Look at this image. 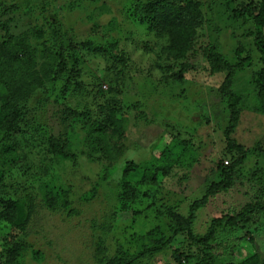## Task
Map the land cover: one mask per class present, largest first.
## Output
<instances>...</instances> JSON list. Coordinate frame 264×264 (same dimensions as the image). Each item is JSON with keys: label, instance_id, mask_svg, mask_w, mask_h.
Masks as SVG:
<instances>
[{"label": "trees", "instance_id": "obj_1", "mask_svg": "<svg viewBox=\"0 0 264 264\" xmlns=\"http://www.w3.org/2000/svg\"><path fill=\"white\" fill-rule=\"evenodd\" d=\"M47 1L54 2L51 8H55V13L43 8L42 22L37 26L28 11L26 21L31 29L28 34L12 31L10 19L0 23L4 31L0 36V260L20 234L31 233V222L43 207L37 200L34 183L39 181L45 183V186L50 185L49 179L57 177V173L51 172V169L55 170L58 166L55 159L47 162V170L42 173L35 171L34 174L25 155L10 158L9 154L15 152L18 135L27 130L46 132L45 145L55 158L71 159L75 163L77 157L72 147L70 150V134L80 129L86 138L83 150L88 148L89 156L100 152L102 156L96 160L103 159L106 170L116 169V163L121 162L128 151L129 141L137 146L139 139L147 140L138 131L131 138L128 128L129 112H134L135 122L149 119L143 99L127 105L124 87H109L106 91L102 85L116 76V70L121 73L127 68L131 57L124 49L123 40L133 37L136 32L126 30V26L123 28L120 22L116 23L111 18L106 20L105 13L98 11L97 5L101 0H87L94 4L91 5L94 10L87 15L88 20L94 21L89 32L62 25L61 15L57 13L61 6L57 5V0ZM235 1L230 0L228 3ZM239 4L234 9L238 10L244 20L249 19L255 25L253 44L261 63V67L248 82L239 78L252 65L254 55L243 43H239L236 49V60H230L218 52L212 43L200 44L206 37L202 30L211 13V5L207 2L128 0L126 3V9L130 11L126 20L144 26L145 35L151 36L150 45L159 47L158 54L165 60L159 66L166 74V81L171 79L170 83L177 82L194 89V82H198L190 77L192 72H206L210 77H216L220 83L216 91L225 107L228 121L224 130L226 147L215 168L214 174L217 176L205 181L202 194L199 195L202 191L199 192V187L193 190L194 194L185 193L182 197V202L186 203L184 209L181 200L168 203L162 200L161 194L164 179L172 175L178 166H184L187 170L200 161L194 133L171 130L173 137L170 144L163 147L158 157L152 159V165V160L148 158L142 162L125 160L122 177L116 184L118 209L127 212L135 223L142 219L145 227L150 224L153 229L145 235L133 234L132 239L134 237L136 245L124 248V257L110 260L107 264H134L148 255L155 256L175 241L183 243L186 239L191 242L188 243L189 247L195 244L197 248L194 251H176L173 255L176 264H192L195 259L194 264H217L221 254L230 253L234 246L231 243L240 234L248 233L253 238L262 231L264 165L256 168L254 173L238 178L242 174V166L251 155L243 144L235 140L234 133L242 111L256 109L264 113V0H247ZM11 10L19 11L20 6L15 3L7 8V12ZM57 28L62 29V32L58 33ZM89 55L106 57L103 78L96 76L92 78L91 84L85 79ZM200 59H203L202 65H198ZM111 69L115 70L112 72ZM204 77L202 75L201 80ZM185 87L183 93L176 94V97L185 96ZM38 94L45 97L41 95L34 101ZM81 96L88 98L87 105L72 106L71 97L77 100ZM200 102L203 101L193 102L188 109L194 106L195 110L199 109ZM43 105L47 109H42ZM38 110L43 113H36ZM50 110L51 116L48 114L44 117L46 111ZM173 111L167 115L172 116ZM181 111L175 110V114ZM204 117L209 122L210 118ZM198 124L204 125L205 122ZM170 125L168 123L167 128ZM257 149L264 154L262 144ZM256 164L259 165V162ZM103 172L101 170L99 174L105 184L109 174ZM136 172L141 175L140 181L131 178ZM48 175L49 178H45ZM186 179L187 175H183L182 180ZM100 183L95 185L92 196L86 194L84 199H92L102 186ZM242 187L245 188L243 197L237 196L236 193L242 194ZM40 195L43 199L42 193ZM213 205L214 209L220 207L222 210L213 213L204 232H197L196 224L201 210ZM73 213L76 214L75 209ZM114 218L117 219L114 216L107 225H101L104 235L98 236L95 243V256L101 262L108 259L106 239L118 228ZM237 247H241L240 244L235 245L234 251ZM237 256V264H264V255L260 252L253 251L245 255L238 253Z\"/></svg>", "mask_w": 264, "mask_h": 264}, {"label": "rangeland", "instance_id": "obj_2", "mask_svg": "<svg viewBox=\"0 0 264 264\" xmlns=\"http://www.w3.org/2000/svg\"><path fill=\"white\" fill-rule=\"evenodd\" d=\"M202 1L211 5V13H209L210 17H207L208 21L202 30L206 37L202 39L200 44L212 43L216 45L218 52L224 54L230 60H236V49L239 43H243L246 49L254 55L252 65L241 73L239 78V80L248 82V79L252 78L253 74L261 67V63L253 44L256 33L255 25L249 19L244 20L239 15L238 10L234 9V6H239L240 2L247 0H236L233 3H228L230 0ZM127 2L128 0H101L98 3L99 6L97 5L98 11L105 13L104 18L106 20L111 18L116 23L120 22L123 28L126 26V30L136 32L133 37L123 40L124 49L131 57L127 68H124L121 73L116 70V76H112V79L106 82L107 85L105 83L102 85L106 91L109 87L113 89L117 86L124 87L127 92L125 98L127 105L143 99L146 103L145 110L149 114V119L135 122L134 112H129L128 128L131 132V138L135 135L134 132L138 131L147 140L139 139L140 142L137 146L134 142L129 141L128 151L121 162L116 163V169L109 168L106 170V162L103 159L96 160L101 158L102 154L100 152H95L94 156H89L87 154L89 152L88 148L83 150L86 146V138L84 131L80 129L70 134V150L72 147L77 157L75 163L71 159L55 158L52 151L45 145L47 144L44 142L46 132H33L26 129V132L24 131L22 135H18L16 137L15 152L9 154L10 158L25 155L28 160L27 163L33 168L34 174L35 171L42 173L47 170V162L55 159L58 166L55 168L56 171L51 169V172L57 173V177L49 179L50 185L45 186V183L39 181L34 183L35 191L38 194L37 200L41 202V205L43 204V207L39 209L31 222L29 228L31 233L20 234L16 240L17 245L15 242L7 248L5 257L0 260V264H107L110 260L116 261L124 257V248L127 249L132 244L136 245L132 235H145L153 228L150 224L145 227V221L143 222L142 219L135 223L127 212L118 209V188H116V184L122 177V166L125 164L126 159L142 162L146 158L152 160L154 157H158L163 147H166L171 141L172 132L174 131L194 133L200 161L193 168L187 170L184 166H178L172 175L164 179L162 200L168 203L181 200L184 209L186 203L182 202V197L185 193L194 194L193 190L198 187L200 192L208 178L212 180L217 176L214 173L217 161L222 155L224 147H226L224 130L228 121L227 112L216 91L217 86L220 84L218 79L210 77L206 72L201 74L198 71L190 74V77L195 78L198 82H194V89L177 82L170 83L172 82L171 79L167 82L165 79L166 74L159 66L165 62L164 58L158 54L159 47L150 45L151 36L145 35L146 29L144 26L126 20L127 17L129 18L130 12L126 9ZM15 3L20 6V10L7 12V8ZM56 3L61 6L57 13L61 15L60 19L62 21L60 23L62 25L89 32V27L92 26L94 21L88 20L87 15L94 10L91 7L94 4L87 0H57ZM53 4L54 2L48 3L47 0H0V23L10 19L12 20L10 23L12 31L28 34L31 29L27 26V12H30L29 15L32 17V21L38 26L42 22L43 14L41 13H44L43 8L55 13V8H51ZM62 29L57 28L58 33L62 32ZM3 32V29L0 28V36ZM23 36L24 34L21 35V37ZM147 44L150 46L148 47ZM87 57L89 67L85 79L91 84L92 78L104 76L106 57L103 55H89ZM202 61L203 59H200L198 65H202ZM120 68L118 67V69ZM114 70L111 69L110 71L113 72ZM202 75L205 76L203 80H201ZM184 87L186 90L185 96L182 98L176 97V94L183 93ZM41 95H36L34 101H37V97H41ZM42 97L45 96L42 95ZM86 99L88 100L84 96L77 100L71 97V105L84 107L87 105ZM197 100L203 101L199 104L200 108L195 110L196 107L194 106L191 110L188 109ZM42 109L47 108L43 105ZM172 110H174L172 116H168L167 114H170L169 112ZM175 110L183 111L177 115ZM41 111L38 110L36 113H43ZM48 114L51 116V110L46 111L44 117ZM204 115L210 118L209 122L206 121ZM148 121L151 122L147 123ZM203 122H205L204 125L198 124ZM168 123H171V125L167 128ZM195 129L198 130L195 131ZM234 138L238 143L243 144L251 155L242 166V174L238 178H241L242 175L246 177L254 173L256 168L264 165L263 151L256 150V147L260 144H262V150H264V113L256 111V109L242 111ZM153 147L157 149L153 150ZM257 161L259 165L256 164ZM152 164L153 160L151 161ZM101 170L109 174L105 184L99 174ZM183 175H187L186 180H182ZM45 178H49V175ZM131 178L140 181L141 175L136 172ZM8 179L10 178L8 177ZM101 181L103 183H100ZM99 183L102 186L98 188L94 197L89 200L84 199L86 194L92 196L95 192V185ZM60 190L63 192H60ZM240 192L242 194L236 193V195L243 197L245 188L242 187ZM202 193L203 190L199 195ZM16 195L19 196V193H16ZM42 200L45 201L42 202ZM214 207L213 205L201 210L196 224L197 232H204L205 226L213 217V213L222 210L220 207L219 209H214ZM74 209L76 214H71ZM114 216L117 217V219H114L118 224V228L112 231L106 239L108 259L101 262L95 256V243L98 236L104 235V228L101 225H107ZM253 238L248 233L240 234L234 240L235 242L231 243L234 246L230 253L221 254L217 264H237L238 253L245 255L248 252L255 251L264 255V225L262 231ZM189 242L188 239L183 243L175 241L155 256L148 255L134 264H176L173 258L176 251L196 250L197 246L192 244L189 247ZM237 244H240L241 247H237L234 251ZM135 248L131 249L136 251ZM194 261L196 259L192 260V264L195 263ZM183 264L191 263L184 262Z\"/></svg>", "mask_w": 264, "mask_h": 264}, {"label": "built area", "instance_id": "obj_3", "mask_svg": "<svg viewBox=\"0 0 264 264\" xmlns=\"http://www.w3.org/2000/svg\"><path fill=\"white\" fill-rule=\"evenodd\" d=\"M226 163H227V161H226Z\"/></svg>", "mask_w": 264, "mask_h": 264}]
</instances>
